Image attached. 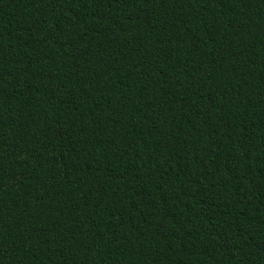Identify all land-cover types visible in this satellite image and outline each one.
<instances>
[{
  "label": "trees",
  "instance_id": "trees-1",
  "mask_svg": "<svg viewBox=\"0 0 264 264\" xmlns=\"http://www.w3.org/2000/svg\"><path fill=\"white\" fill-rule=\"evenodd\" d=\"M0 264H264V0H0Z\"/></svg>",
  "mask_w": 264,
  "mask_h": 264
}]
</instances>
